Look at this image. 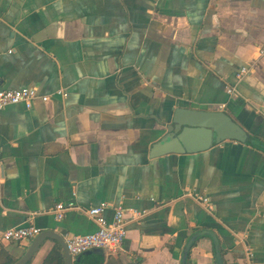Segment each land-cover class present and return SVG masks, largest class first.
<instances>
[{
    "label": "crops",
    "instance_id": "0c3cea01",
    "mask_svg": "<svg viewBox=\"0 0 264 264\" xmlns=\"http://www.w3.org/2000/svg\"><path fill=\"white\" fill-rule=\"evenodd\" d=\"M262 48L264 0H0V89L49 96L0 109V264L33 240L4 241V230L93 232L85 209L103 203L125 208L127 235L80 264H182L203 229L224 264H245L247 247L264 264ZM178 107L225 110L245 140L205 147L187 130L157 153ZM60 202L81 208L57 219ZM55 248L47 239L28 264ZM188 264H219L210 235Z\"/></svg>",
    "mask_w": 264,
    "mask_h": 264
},
{
    "label": "built area",
    "instance_id": "2783aa9c",
    "mask_svg": "<svg viewBox=\"0 0 264 264\" xmlns=\"http://www.w3.org/2000/svg\"><path fill=\"white\" fill-rule=\"evenodd\" d=\"M261 53L264 54V48L261 49ZM246 72L247 68L243 66L238 75L240 76ZM228 91L234 93L236 87L231 86L228 88ZM39 97L43 100L49 99L48 95H40L36 87L0 89V109L18 103H24L27 107H31L33 101ZM196 198L206 206L209 211L214 209V205L208 197L199 195L196 196ZM73 208L80 209L81 207L74 202H69L68 204L63 202L57 203L55 208L56 218L62 219L66 211ZM109 208L113 209V216L111 219L106 215V211ZM85 212L97 223V229L93 232L68 235L66 237V245L73 259L91 248H102L104 250L116 252L118 248L121 247L128 231L126 227L127 215L125 208L121 205L103 203L85 209ZM40 231L41 229L39 227L29 224L8 228L2 232L1 236L4 241H22L26 238L35 236L40 233ZM246 258L247 261L245 264H257L254 259V252L250 247L246 249Z\"/></svg>",
    "mask_w": 264,
    "mask_h": 264
},
{
    "label": "water",
    "instance_id": "95a60500",
    "mask_svg": "<svg viewBox=\"0 0 264 264\" xmlns=\"http://www.w3.org/2000/svg\"><path fill=\"white\" fill-rule=\"evenodd\" d=\"M167 129L168 131L161 137L160 142L154 146L157 153L175 151L174 148L177 144H183V136L187 130L197 129L204 133L203 135L206 138L205 147H210L215 142H221L226 139L244 141L246 136L240 124L225 110L178 107L175 109L173 123L167 126ZM202 235H210L214 239L217 260L219 264H224L221 252L219 251V239L214 231L208 229L198 231L190 237L184 249L182 264H188L189 251L197 238ZM49 238H53L59 242L63 252L64 264H74L75 261L80 262L84 254L104 250L102 248H91L73 259L67 248L66 239L53 230H44L33 236V240L25 253L10 264H28L36 251Z\"/></svg>",
    "mask_w": 264,
    "mask_h": 264
},
{
    "label": "trees",
    "instance_id": "16d2710c",
    "mask_svg": "<svg viewBox=\"0 0 264 264\" xmlns=\"http://www.w3.org/2000/svg\"><path fill=\"white\" fill-rule=\"evenodd\" d=\"M54 262H57L58 264H64V257L61 248L53 249L46 257L44 264H52ZM74 264H80V262L75 261Z\"/></svg>",
    "mask_w": 264,
    "mask_h": 264
}]
</instances>
